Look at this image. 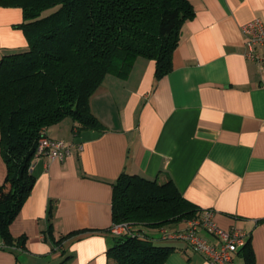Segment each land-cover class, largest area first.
Returning a JSON list of instances; mask_svg holds the SVG:
<instances>
[{
	"label": "crops",
	"instance_id": "obj_1",
	"mask_svg": "<svg viewBox=\"0 0 264 264\" xmlns=\"http://www.w3.org/2000/svg\"><path fill=\"white\" fill-rule=\"evenodd\" d=\"M189 1L195 17L182 28L167 76L157 81L156 63L138 58L126 79L108 75L90 100L105 131L75 134L71 119L48 128L71 155L33 163L35 186L10 227L26 248H0V264H61L68 256L66 264H115L113 184L123 173L173 180L188 202L213 211L219 228L250 233L255 263L264 264V74L244 55L242 32L255 19L264 23V0ZM22 21L20 8L0 7V60L28 49L14 28ZM6 175L0 151V185ZM50 209L53 239L76 233L56 249L45 237ZM154 241L175 249L164 264H208L183 241L162 233Z\"/></svg>",
	"mask_w": 264,
	"mask_h": 264
},
{
	"label": "trees",
	"instance_id": "obj_2",
	"mask_svg": "<svg viewBox=\"0 0 264 264\" xmlns=\"http://www.w3.org/2000/svg\"><path fill=\"white\" fill-rule=\"evenodd\" d=\"M0 7L23 11L14 28L28 41L26 51L0 60V151L7 167L0 185V248L23 251L27 238H14L10 227L35 186L31 166L43 131L66 119L75 122V134L105 131L90 100L106 77L126 79L138 58L156 63L157 81L167 76L195 10L189 0H0ZM113 189V226H130L108 250L115 264H164L175 249L157 245L148 229L161 231L202 211L171 179L160 184L123 173ZM48 218L45 237L60 248L76 233L56 241L52 209ZM239 256L256 264L250 239Z\"/></svg>",
	"mask_w": 264,
	"mask_h": 264
},
{
	"label": "built area",
	"instance_id": "obj_3",
	"mask_svg": "<svg viewBox=\"0 0 264 264\" xmlns=\"http://www.w3.org/2000/svg\"><path fill=\"white\" fill-rule=\"evenodd\" d=\"M242 32L244 55L249 61L258 63L264 74V23L255 19L245 24ZM70 155V147L65 141L52 139L43 131L33 163L42 157L63 161ZM213 214L210 210L201 211L198 216L185 222L184 230H161L162 238L187 243L195 253L203 255L208 264H238L236 256L249 241L250 233L237 228L229 231L219 228ZM128 230L130 226L123 224L113 226L111 233L119 236ZM203 233L210 235L215 242H210Z\"/></svg>",
	"mask_w": 264,
	"mask_h": 264
},
{
	"label": "rangeland",
	"instance_id": "obj_4",
	"mask_svg": "<svg viewBox=\"0 0 264 264\" xmlns=\"http://www.w3.org/2000/svg\"><path fill=\"white\" fill-rule=\"evenodd\" d=\"M170 228V227H169ZM168 229V228H167ZM149 230V229H148ZM149 234H152L153 236H160L161 231L160 229H155V233L153 231H148Z\"/></svg>",
	"mask_w": 264,
	"mask_h": 264
}]
</instances>
